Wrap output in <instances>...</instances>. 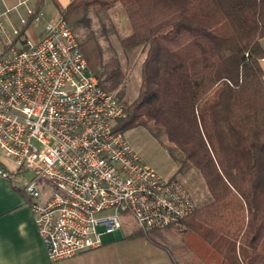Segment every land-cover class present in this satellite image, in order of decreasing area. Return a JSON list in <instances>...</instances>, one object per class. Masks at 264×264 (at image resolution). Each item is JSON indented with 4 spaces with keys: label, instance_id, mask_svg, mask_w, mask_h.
<instances>
[{
    "label": "trees",
    "instance_id": "trees-1",
    "mask_svg": "<svg viewBox=\"0 0 264 264\" xmlns=\"http://www.w3.org/2000/svg\"><path fill=\"white\" fill-rule=\"evenodd\" d=\"M116 4L130 28L120 46L144 54L136 97L115 96L125 107L116 128L164 134L179 171L195 169L209 194L181 222L124 238L174 255L168 235L179 230L201 252L183 242L176 264H264V0H70L62 17L80 13L88 28L89 10ZM112 65L94 76L109 93L122 79Z\"/></svg>",
    "mask_w": 264,
    "mask_h": 264
},
{
    "label": "built area",
    "instance_id": "built-area-1",
    "mask_svg": "<svg viewBox=\"0 0 264 264\" xmlns=\"http://www.w3.org/2000/svg\"><path fill=\"white\" fill-rule=\"evenodd\" d=\"M32 1L0 13V152L13 167L0 176L30 174L23 190L49 262L99 248L125 216L144 234L190 216L185 186L116 128L125 107L87 71L67 21Z\"/></svg>",
    "mask_w": 264,
    "mask_h": 264
},
{
    "label": "rangeland",
    "instance_id": "rangeland-1",
    "mask_svg": "<svg viewBox=\"0 0 264 264\" xmlns=\"http://www.w3.org/2000/svg\"><path fill=\"white\" fill-rule=\"evenodd\" d=\"M35 2L36 0L29 3L35 8ZM47 5L52 6L51 2H48ZM94 12V10L87 12V17L92 20L88 28L84 26V23L79 22L83 19L80 13L66 16V21L80 46L86 60L87 71L91 75L95 76L100 68L112 67V64L117 62L122 73V79L121 84L111 93L114 96H117L118 92L122 93L120 100L125 104L132 101L137 95L140 84V65L144 54L139 49L124 50L120 46L119 39L128 35L130 28L125 13L119 4L114 5L108 11H100L97 14ZM38 30L39 28L33 31L36 33ZM33 31L29 30L28 32L31 39L35 38ZM262 67L264 70V60ZM124 133L147 164L165 177L178 179L185 186L196 206L209 201V194L200 174L193 168L179 171L180 153L166 140L164 134L159 133L155 136L144 128H135ZM0 159L9 165L10 170H13L10 160L1 152ZM29 177V173H25L24 177L19 175V183H25ZM121 223L123 235L137 230L136 223L129 216L122 218ZM111 241H115L114 234L102 236V243L107 244ZM134 242L129 243L127 252L135 250ZM168 242L167 246L173 251L177 260L181 256V251L178 248L183 245V242H189L193 252H201L197 243L191 240L189 236L182 235L179 230L168 235Z\"/></svg>",
    "mask_w": 264,
    "mask_h": 264
},
{
    "label": "crops",
    "instance_id": "crops-1",
    "mask_svg": "<svg viewBox=\"0 0 264 264\" xmlns=\"http://www.w3.org/2000/svg\"><path fill=\"white\" fill-rule=\"evenodd\" d=\"M17 1L0 0V13ZM48 2H51V7L47 5ZM69 2L70 0H44L41 12L46 20H54L57 16H62ZM37 28L39 27L28 29V32ZM36 33L34 32V37ZM8 166L0 159V170L10 171ZM18 176H0V264H176L177 259L166 249L153 245L143 236L125 239L127 234L123 235L121 230L113 233L115 241L102 243L95 250L61 262H49L29 209V199L23 190L24 183H19ZM133 241L135 250L127 252L129 243Z\"/></svg>",
    "mask_w": 264,
    "mask_h": 264
}]
</instances>
